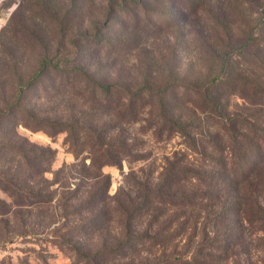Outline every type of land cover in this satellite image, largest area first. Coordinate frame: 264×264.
Instances as JSON below:
<instances>
[{"label":"rangeland","instance_id":"obj_1","mask_svg":"<svg viewBox=\"0 0 264 264\" xmlns=\"http://www.w3.org/2000/svg\"><path fill=\"white\" fill-rule=\"evenodd\" d=\"M261 8L264 0H0V201L11 206L0 214V260L92 264L77 252L116 249L100 264L189 261L203 221L193 230L190 217L200 205L154 201L133 213L166 170L204 169L195 160L200 130H220L189 87L203 89L214 76L263 85L250 60L264 59L260 44L229 65L219 57L245 41ZM97 83L109 86L111 101L95 93ZM217 89L227 111L245 106L242 86ZM187 137L199 141L198 154ZM13 189L25 203L39 194L49 201L16 207ZM171 191L197 190L179 182ZM236 227L235 261L222 264H264V234ZM144 233L168 240L137 244L122 258L129 237Z\"/></svg>","mask_w":264,"mask_h":264},{"label":"trees","instance_id":"obj_2","mask_svg":"<svg viewBox=\"0 0 264 264\" xmlns=\"http://www.w3.org/2000/svg\"><path fill=\"white\" fill-rule=\"evenodd\" d=\"M260 15L259 23L250 28L245 41L238 48L230 49L225 46L222 49L219 54L222 65H229L235 56L240 59L247 58L246 54L256 43L264 48V33H262L264 8H261ZM252 56L250 60L264 71V59H258L255 54ZM231 84L236 88L242 86L243 91L246 88L250 90L246 91L250 92L249 94L240 91L239 97L244 101L242 105H245L240 110L227 111L228 105L217 103V88L230 87ZM96 86L95 93L101 95L104 102L111 101L113 93L109 90V86L102 83H97ZM190 90L202 95L203 100L198 104V108H205L206 118L220 130L216 132L208 129L200 130L201 154H198L199 141L187 137L188 143L191 144L189 148L198 154V159L195 160H198L199 167L204 169L166 170L156 190H147L140 195L141 201L133 214L140 216L146 213L154 201L172 203L176 206L183 204L191 208L200 205L204 215H201L199 210L198 215L192 214L190 217L193 230L196 229L199 219L203 217L198 246L194 249L191 259L182 264H222L235 256L238 223L241 231H247V235L264 234V83L261 86L241 76H214L203 89L189 87ZM190 93L192 94V91ZM132 98L133 95H130L129 101ZM173 123L176 128H184V125L179 126L177 121ZM57 126L70 133L74 131L71 124L58 123ZM85 132L91 134L89 130ZM89 146L93 147V144ZM255 181L260 184L257 190L251 188ZM179 182L189 183L197 191L188 195L172 193L171 188ZM247 188L249 190L245 191ZM11 195L16 196L14 202L16 207L26 204L31 206L34 203L41 205L49 201L46 200V195L39 194L37 201L25 203L22 199V191L18 189H13ZM10 208L11 206H7L4 201H0L1 215L8 214ZM192 236L194 234H191ZM166 240L145 233L137 237H129V241L121 247L125 250L121 253V257H129L131 252L135 253L137 244L147 242L153 247L156 245L163 247ZM115 250L100 249L91 257L80 254L79 251L77 254L83 258V262L96 260L92 264H100L101 261L112 258L111 252ZM163 257V261L170 263L180 261L177 256L164 254ZM0 264L13 263L10 260H0Z\"/></svg>","mask_w":264,"mask_h":264}]
</instances>
